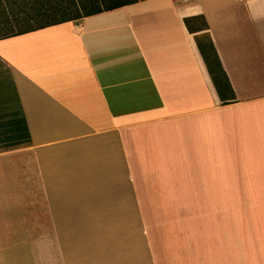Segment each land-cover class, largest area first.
Wrapping results in <instances>:
<instances>
[{"label": "crops", "instance_id": "0c3cea01", "mask_svg": "<svg viewBox=\"0 0 264 264\" xmlns=\"http://www.w3.org/2000/svg\"><path fill=\"white\" fill-rule=\"evenodd\" d=\"M0 61V264H264V0H136Z\"/></svg>", "mask_w": 264, "mask_h": 264}, {"label": "trees", "instance_id": "16d2710c", "mask_svg": "<svg viewBox=\"0 0 264 264\" xmlns=\"http://www.w3.org/2000/svg\"><path fill=\"white\" fill-rule=\"evenodd\" d=\"M135 2L136 0H0V10L5 22L4 27L0 28V39L81 19ZM204 45L211 48L212 59L206 61L210 74L214 70L222 74V78L218 80L212 75L214 85L218 91L221 86L232 94L230 84L210 43ZM199 47L201 49V45Z\"/></svg>", "mask_w": 264, "mask_h": 264}, {"label": "rangeland", "instance_id": "374dc122", "mask_svg": "<svg viewBox=\"0 0 264 264\" xmlns=\"http://www.w3.org/2000/svg\"><path fill=\"white\" fill-rule=\"evenodd\" d=\"M4 25V15L0 10V28L4 27ZM7 74L5 65L0 61V118L3 115L2 113L6 112V119H13L12 111H15V105L11 100L12 90ZM18 134V130L3 131L0 129V150L13 148L12 144L17 141Z\"/></svg>", "mask_w": 264, "mask_h": 264}]
</instances>
